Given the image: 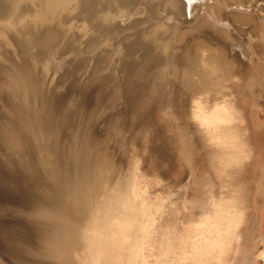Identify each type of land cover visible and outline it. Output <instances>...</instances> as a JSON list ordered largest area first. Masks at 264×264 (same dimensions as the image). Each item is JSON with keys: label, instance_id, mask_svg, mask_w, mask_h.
<instances>
[{"label": "rangeland", "instance_id": "obj_1", "mask_svg": "<svg viewBox=\"0 0 264 264\" xmlns=\"http://www.w3.org/2000/svg\"><path fill=\"white\" fill-rule=\"evenodd\" d=\"M197 3L173 37L165 85V67L137 66L128 37L100 77L77 81L46 65L86 59L81 21L2 26L0 212L13 223L0 264H264V0ZM142 8L131 19L144 20ZM119 50L136 69L126 86L108 73ZM255 71L261 85L250 86ZM133 77L144 84L131 88ZM219 107L217 127L202 122ZM62 211L77 237L55 251L72 228ZM95 224L102 234L84 236Z\"/></svg>", "mask_w": 264, "mask_h": 264}, {"label": "bare ground", "instance_id": "obj_2", "mask_svg": "<svg viewBox=\"0 0 264 264\" xmlns=\"http://www.w3.org/2000/svg\"><path fill=\"white\" fill-rule=\"evenodd\" d=\"M141 5H143V13L147 15V17L144 20L131 19L132 12H136L138 6L141 7ZM197 5L198 3H189L188 0H0V36L3 35L2 26H8L10 24L14 26V23L19 22V20L23 22V19L27 17L32 18L38 23H55L61 27L68 26L70 29L77 27V23L81 21L82 25L80 27L86 32L85 34L87 36L89 35L85 40L86 47L83 50L86 59L77 62L75 65H70V60L67 61L66 58L57 61L51 60L52 62L46 65L48 71L59 74V76L63 74L66 80L73 77L77 81L80 78L87 81L95 76L100 77L102 69H106V66L109 64L107 56H111V48L114 47V44L118 40L121 41L123 37H128L131 39L130 47L136 52L140 51L139 61L136 62L137 66L145 63V60L150 59L149 61H153V63L155 61L156 66L159 68L165 67L161 69L158 74V80L161 81L162 85H165L171 67L169 64L173 61L170 53L173 37L182 27V24L190 23V19L194 20L197 17L198 9L200 11ZM82 14L85 16L80 17ZM125 19H127L128 22L124 25L121 24ZM89 28H91L93 32H97V34L95 33L96 36L88 33L90 31H88ZM96 37H98V41H96ZM94 50H96V53L92 54ZM120 50L118 51L119 59H116L117 63H112L110 71H107L108 73L113 72L112 77L117 86H126L131 71L135 68L132 70L129 69L127 61L121 58L123 53ZM153 53H155V55ZM158 54H160V57ZM154 57H158L160 61H157ZM78 67L83 69L81 74H75V69ZM154 76L157 77L156 72H154ZM261 81L257 71H255V73L252 72L249 85L259 86L261 85ZM221 108L222 107L215 109L211 114H204L202 116V122L208 124V126L217 127L218 125L214 124L215 121L220 119L222 113L224 116L227 114V109ZM225 118L227 119V116ZM253 118L254 120L258 119H255V114ZM187 159L191 161L188 157ZM194 164L195 163L191 162L193 171H195L196 168ZM206 179L207 177H204L203 180ZM201 181L202 180H200V182ZM207 200L200 208L204 218L208 214L207 211H205ZM56 215L71 224L74 222L73 218L69 216L68 211H62ZM71 220H73V222H70ZM127 221L131 223L132 217H129ZM141 229H144L147 235L152 232L149 230L148 226ZM90 231V234L85 233L84 236L90 239L97 237L98 234L96 235V233L100 231L99 225L95 224ZM101 231L100 234H102ZM63 236L64 237L58 238L54 242L53 249L55 251H64L70 244H75L77 233L73 229V224L71 230H68ZM218 242L219 240H216L214 244L217 249L221 250L222 242ZM142 250L144 249L142 248ZM143 252L144 251H142V253ZM140 255L142 254L139 253V256ZM236 257L237 256H235V259H237ZM238 258L240 259V257ZM141 260L142 264H148L147 257L145 258L144 255L141 257Z\"/></svg>", "mask_w": 264, "mask_h": 264}, {"label": "water", "instance_id": "obj_3", "mask_svg": "<svg viewBox=\"0 0 264 264\" xmlns=\"http://www.w3.org/2000/svg\"><path fill=\"white\" fill-rule=\"evenodd\" d=\"M160 57V54H158ZM145 80H140L139 78H132L131 79V88H139L142 86V84H144ZM78 87H80L78 85ZM82 90V93L84 94H88L89 93V88L88 87H80ZM155 101V99H154ZM5 200V198H3L2 196H0V204H2ZM13 220L11 218L8 217V215L6 213L0 212V232L3 231L5 228H7L8 225L12 224ZM4 240L5 238L1 236L0 233V254L3 256V258H7L5 255V244H4ZM6 241V240H5ZM7 261L9 262V260L7 259Z\"/></svg>", "mask_w": 264, "mask_h": 264}, {"label": "snow or ice", "instance_id": "obj_4", "mask_svg": "<svg viewBox=\"0 0 264 264\" xmlns=\"http://www.w3.org/2000/svg\"><path fill=\"white\" fill-rule=\"evenodd\" d=\"M189 3H196L197 0H188Z\"/></svg>", "mask_w": 264, "mask_h": 264}]
</instances>
